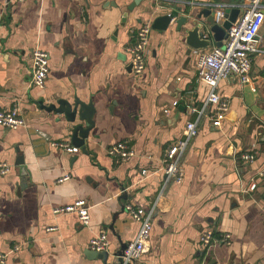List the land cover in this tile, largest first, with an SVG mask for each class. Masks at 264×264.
<instances>
[{"label":"crops","instance_id":"crops-1","mask_svg":"<svg viewBox=\"0 0 264 264\" xmlns=\"http://www.w3.org/2000/svg\"><path fill=\"white\" fill-rule=\"evenodd\" d=\"M135 1L0 0V110L16 105L27 121L26 128L0 126V161L11 166L0 175L6 264H116L122 244L140 230L127 204L155 208L150 251L132 264H264V24L252 85L237 77L219 84L229 113L215 127L212 107L199 120L188 109L204 107L209 88L198 81L196 63L215 43L191 50L184 39L192 24L178 32L176 21L196 15L197 5H214V13L216 5L240 8L239 18L249 0H141L129 11ZM171 12H178L175 21L167 31L151 32L145 70L135 75L126 53L133 32ZM37 49L49 54L44 89L32 83ZM76 99L93 103L95 128L87 153L70 154L63 145L75 147L73 125L43 107ZM197 120L198 134L182 157L183 181L166 184L164 155L184 139L187 122ZM121 142L135 151L129 161L108 153ZM245 154L255 160L245 162ZM80 199L90 208L88 227L76 214L54 213ZM206 230L230 234V244L204 250ZM101 233L110 244L106 261L87 254ZM16 246L21 249L13 252Z\"/></svg>","mask_w":264,"mask_h":264},{"label":"built area","instance_id":"built-area-1","mask_svg":"<svg viewBox=\"0 0 264 264\" xmlns=\"http://www.w3.org/2000/svg\"><path fill=\"white\" fill-rule=\"evenodd\" d=\"M23 2L25 0H17ZM215 22L222 24L225 19V10L228 5H216ZM153 22H145L136 31L133 32V42L126 48V53L130 57L132 72L140 75L146 67V52L149 45L150 34ZM264 24V4L263 0H249L247 9L228 30L227 39L224 40L222 47H214L208 52L199 55L196 63V74L199 82L204 83L209 88V93L204 107L197 110L192 106L188 109L192 113H198V120L203 117L206 110L213 108V115L210 116L215 127H220L222 121L229 113V101L222 98L217 93L219 84L231 77H237L244 85H252L251 71L253 64V55L258 53L257 41ZM32 61V83L44 89L49 74V54L42 50H34L31 54ZM255 91V88H253ZM178 103L174 102L173 107ZM167 112V111H166ZM198 120L189 121L184 131V139L172 145L165 153L163 158V174L165 183L174 181L182 183L185 176V170L182 166V157L190 141L198 134ZM0 126L7 129L26 128L27 121L21 115L18 106H13L9 111L0 110ZM65 151L75 154L79 151L76 147L63 145ZM109 155L119 161H129L135 156V151L126 143L121 142L112 146ZM242 159L251 163L255 160L253 154H245ZM11 166L0 161V175L9 174ZM264 178V173H260ZM65 177L61 181L67 180ZM257 182L250 185V190L255 191ZM126 213L135 221L140 223V230L136 239L128 243V247L122 256L123 264H132L140 260L150 251V242L153 230V219L155 208L146 210L142 207H136L131 204L125 206ZM54 213L76 214L81 225L88 227L90 224V208L88 202L84 199L77 200L75 203L66 207L56 208ZM52 229H50L51 231ZM201 247L208 250L218 244H230V234L216 236L212 230H206L201 236ZM109 240L106 233H101L90 242L89 249L95 252H105L109 249ZM20 246H16L13 252L19 251ZM7 255L0 253V264H6Z\"/></svg>","mask_w":264,"mask_h":264},{"label":"water","instance_id":"water-1","mask_svg":"<svg viewBox=\"0 0 264 264\" xmlns=\"http://www.w3.org/2000/svg\"><path fill=\"white\" fill-rule=\"evenodd\" d=\"M141 0H137L131 4L128 9L132 11L137 3ZM196 15H183L176 21L177 31H182V28L190 22L192 24L191 29H185V43L194 51H202L210 48L214 43L216 47H222L223 42L227 39L228 30L231 28L233 23L236 22L240 14V8H227L225 10V21L222 24L215 22L214 5L199 6L197 5ZM179 9L178 11H180ZM178 12H173L162 15L154 19L152 23V29L156 31H167L170 25L175 21ZM128 13L123 17V24L126 22ZM205 19L206 22L203 24L200 22ZM132 70L131 65L129 71ZM47 111H54L58 114H64L67 121L73 125V131L71 133V142L73 146L78 149H82L84 153H87L86 142L90 138V133L95 128L94 114L95 107L93 103L85 104L79 100H75L73 103H69L65 100H60L57 106L50 105L43 107ZM23 159L18 161V165H23ZM128 247L127 244H122L120 251L115 255L116 264H123L122 256ZM87 254L93 258H98L106 261L109 257V252L105 251L102 253L88 250Z\"/></svg>","mask_w":264,"mask_h":264}]
</instances>
